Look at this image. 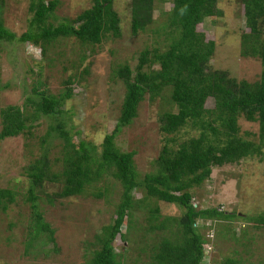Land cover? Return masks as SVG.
<instances>
[{
  "label": "trees",
  "instance_id": "16d2710c",
  "mask_svg": "<svg viewBox=\"0 0 264 264\" xmlns=\"http://www.w3.org/2000/svg\"><path fill=\"white\" fill-rule=\"evenodd\" d=\"M129 1L131 32L136 35L154 24V5L161 3V0ZM169 2L172 8L165 14L167 21L161 27L162 32L151 29L156 37L163 34L167 46L165 50L154 49L151 54L143 51L134 71L126 65L114 71L115 77L123 84L124 95L115 127L104 137L99 155L93 144L73 142L64 128L63 105L73 92L69 87L59 97L39 92L33 87L31 96L26 97L20 106L10 105L0 109V143L30 135L33 123L41 116L54 117L53 125L39 141L40 155L24 169L28 183L26 192L21 196L31 210L30 221L25 228L29 239V243L25 244L26 249H32L30 243L40 240L53 245L56 250L55 232L44 220L39 202L46 201L51 205L54 200L80 196L86 188L97 185L106 174L120 184L122 192L111 224L104 226L96 237L99 247L88 264H122L114 243L119 240L121 249H127L125 244L134 229L133 214L136 212L144 211L147 215L146 227L142 229L145 242L148 235L156 239L139 249L140 254L148 250V264H202L209 240L202 233L204 227H199L198 222L209 221V228H217L220 235L222 231L228 232L226 228L222 229L224 223L242 218L239 214L222 210L220 206L197 208L193 190L200 188L210 178L213 167L263 159L264 0H240L248 30V33L240 35V56L258 59L260 74L255 81L235 84L236 90L233 92L229 88L216 86L218 80L208 69L215 43L206 40L205 35L197 31V26L204 19L222 15L217 7L219 0ZM3 4L4 0H0V46L26 44L39 47L44 55L45 47L57 38L73 37L83 44L92 45L100 44L108 34L115 37L120 34V20L112 10L113 0H92L90 8L75 19L57 26H52L49 20L59 2L34 1L29 6L32 14L29 28L20 36L4 26ZM155 65L158 66L157 70L153 68ZM221 75L223 78L226 74ZM70 83L68 80L64 85ZM165 92L171 106L168 112L159 117V123L166 143L156 159L155 172L140 179L133 161L135 152H121L115 145V139L137 117L146 95L154 100ZM212 97L215 102L208 109L206 101ZM242 118L258 124L257 142L240 136L238 122ZM188 126L198 135L181 142L174 140ZM53 133L59 140L60 148L56 145L59 157L51 160L48 137ZM170 143L178 144L176 149L168 148ZM58 164L60 171L55 172L53 168ZM47 184H59L61 188L43 200L39 190ZM106 192V189H98L94 197L100 199ZM135 192L142 197L136 200L133 196ZM17 195L20 194L10 188L0 189V215L6 214ZM150 200L156 204L152 206ZM158 203L175 206L180 215L160 218ZM243 219L252 221L257 229L264 230V215ZM125 225L126 232L122 233ZM219 225H222L220 229ZM240 258H227L222 264H242Z\"/></svg>",
  "mask_w": 264,
  "mask_h": 264
},
{
  "label": "rangeland",
  "instance_id": "374dc122",
  "mask_svg": "<svg viewBox=\"0 0 264 264\" xmlns=\"http://www.w3.org/2000/svg\"><path fill=\"white\" fill-rule=\"evenodd\" d=\"M34 1L37 0H4L3 24L16 36L28 30L32 19L29 6ZM57 1L59 4L49 20L52 26L75 19L90 8L92 2ZM129 2L113 0L112 10L120 20V34L118 37L108 34L100 44H83L73 37L57 38L45 47L44 55L39 47L1 45L0 109L10 105L20 106L26 97L31 96L33 87L54 97L63 95L66 87H69L73 92L63 105L64 128L73 142L93 144L99 155L104 137L115 127L124 95L123 84L115 77L114 71L125 65L134 71L143 51L151 54L154 49L163 52L167 47L163 34L156 37L151 29L162 32L161 27L167 21L165 14L172 8L169 0H161V3L154 5V24L136 35L131 32ZM217 7L222 15L204 19L197 26V31L203 33L206 40L215 43L208 69L218 80L216 86L229 88L233 92L235 84L240 81L258 79L260 64L258 59L240 56V35L248 33L240 0H219ZM262 33L264 38V26ZM153 68L157 70L158 66ZM221 73L226 75L222 78ZM68 80L71 81L70 85H64ZM214 102L215 98H209L206 108H212ZM170 106L167 92L154 100L146 95L137 117L115 139V145L121 152H135L133 161L140 179L155 172L156 159L166 143V136L160 132L159 117L168 112ZM56 118L59 119L58 116ZM53 119L41 116L33 123L30 135L0 143V189L10 188L20 194L6 214L0 215V264H88L99 247L96 237L113 220L122 189L110 174H106L97 185L86 188L80 196L54 200L51 205L46 201L39 202L44 220L55 232L56 250L53 245L40 240L30 243L32 249H26L25 244L29 243V239L25 228L30 221L31 210L21 196L26 192L28 183L24 169L40 155L39 141L53 125ZM238 125L242 138L257 142V123L242 118ZM197 135L198 132L188 126L174 140L181 142ZM48 139L51 150L49 158L53 160L59 157V140L54 133ZM177 145L170 143L168 148L176 149ZM53 169L60 171L59 164ZM60 188L59 184H47L39 190L40 198L45 200ZM98 189L107 190L100 199L94 197ZM193 193L195 206L199 209L220 206L222 210L242 217L224 223L222 229L226 228L228 232L222 231L220 235L217 228H209V221L198 222L199 227H204L202 233L209 240L202 264H222L227 258L238 257H241L242 264H264V230L257 229L252 221L243 219L264 215V156L262 160L255 158L213 167L210 178L200 188H195ZM133 196L136 200L142 197L138 192ZM149 204L153 206L156 203L150 200ZM156 206L160 218L180 215L173 205L158 203ZM146 217L144 211L133 214L135 226L125 244V251L121 249L120 241H115L114 248L121 256L122 264H148V250L140 254L139 249L156 239L148 235L145 242L142 237ZM221 226H218L219 229ZM121 232H126V225Z\"/></svg>",
  "mask_w": 264,
  "mask_h": 264
}]
</instances>
